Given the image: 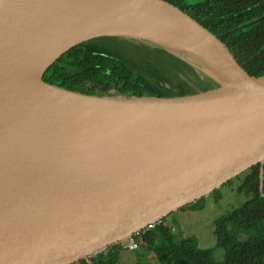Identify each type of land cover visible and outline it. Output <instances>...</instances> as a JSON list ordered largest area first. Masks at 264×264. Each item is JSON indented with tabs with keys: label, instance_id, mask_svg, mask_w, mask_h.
I'll return each instance as SVG.
<instances>
[{
	"label": "water",
	"instance_id": "water-1",
	"mask_svg": "<svg viewBox=\"0 0 264 264\" xmlns=\"http://www.w3.org/2000/svg\"><path fill=\"white\" fill-rule=\"evenodd\" d=\"M51 1L0 0V58L40 21ZM156 1L169 9L140 13L125 26L185 33L209 49L194 52L122 34L116 27L66 46L40 83L22 82L0 90V107L4 106L0 115L14 109L32 126L41 115L70 112L89 120L128 123L138 130L135 135L113 136L78 167L0 201V264L90 261L99 250L208 196L251 167L261 164L263 172L264 76L250 75L226 43L187 13L165 0ZM101 37L144 39L188 53L221 85L178 97L96 96L43 79L61 55ZM201 53L224 69L231 81ZM157 116L158 123L152 126ZM4 123L0 118V150L14 149L20 134Z\"/></svg>",
	"mask_w": 264,
	"mask_h": 264
},
{
	"label": "trees",
	"instance_id": "trees-1",
	"mask_svg": "<svg viewBox=\"0 0 264 264\" xmlns=\"http://www.w3.org/2000/svg\"><path fill=\"white\" fill-rule=\"evenodd\" d=\"M165 1L226 43L250 75L264 76V0ZM209 72L185 52L178 54L169 47L135 38L101 37L61 55L43 79L87 95L178 97L216 89ZM235 181L240 182L237 193L248 200L215 222L216 247L225 250L224 262H215L214 251L200 248L196 236L178 237L165 225L140 233V249L156 252L160 264H264V169L261 172V164L255 165L224 185ZM220 188L212 192L217 198ZM191 204L188 209L195 208ZM166 244L173 251H168ZM120 254L121 250L112 248L90 261L74 264H119Z\"/></svg>",
	"mask_w": 264,
	"mask_h": 264
},
{
	"label": "bare ground",
	"instance_id": "bare-ground-1",
	"mask_svg": "<svg viewBox=\"0 0 264 264\" xmlns=\"http://www.w3.org/2000/svg\"><path fill=\"white\" fill-rule=\"evenodd\" d=\"M167 9L156 0H52L40 21L0 58V90H5L4 86L17 87L22 82L40 83L50 62L66 46L109 33L116 27L122 34L140 35L194 52L209 49L185 33L152 29L142 24L125 26L135 15L164 13ZM201 56L231 81L212 58L202 53ZM41 117L32 126L30 119L14 109L0 115L4 125L10 124L13 133L20 134L18 146L0 150V201L78 167L93 158L94 152L108 144L113 136L138 132L128 123L89 120L70 112ZM154 121L152 126L158 123V116Z\"/></svg>",
	"mask_w": 264,
	"mask_h": 264
},
{
	"label": "rangeland",
	"instance_id": "rangeland-1",
	"mask_svg": "<svg viewBox=\"0 0 264 264\" xmlns=\"http://www.w3.org/2000/svg\"><path fill=\"white\" fill-rule=\"evenodd\" d=\"M189 1L195 3L200 0ZM147 42L158 44L154 41ZM208 77L214 85H221L213 75L208 74ZM239 184V181H235L232 185H223L219 190L220 198L211 193L192 203L191 205L195 206L194 209H188L190 206H187L164 219L169 225L175 226L173 231L175 235L184 239L196 236L199 239L200 248L214 251L215 262H224L225 250L216 247L215 222L247 202L248 198L245 195L237 193ZM164 246L168 251H173L171 246L167 244ZM155 255H157L156 252L149 253L144 248L135 252L121 251L119 264H160Z\"/></svg>",
	"mask_w": 264,
	"mask_h": 264
},
{
	"label": "built area",
	"instance_id": "built-area-1",
	"mask_svg": "<svg viewBox=\"0 0 264 264\" xmlns=\"http://www.w3.org/2000/svg\"><path fill=\"white\" fill-rule=\"evenodd\" d=\"M166 218V217H165ZM170 226L173 228V231L175 230V226H171L169 225L164 218L149 224L146 228H144L143 230L139 231L138 233L128 237L125 240L119 241L115 244H112L106 248H103L101 250H99L98 252H96L95 254L91 255V258H97L99 255H101L102 253H108L112 248H117L121 251H130V252H135L137 250H139L141 248V243L138 240V235L140 233H142L143 231L147 232V231H151L159 226Z\"/></svg>",
	"mask_w": 264,
	"mask_h": 264
}]
</instances>
